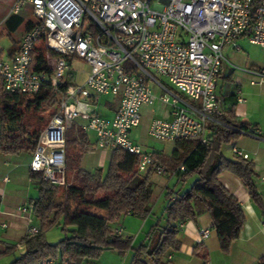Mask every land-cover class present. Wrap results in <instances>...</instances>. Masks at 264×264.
<instances>
[{
  "label": "built area",
  "instance_id": "2783aa9c",
  "mask_svg": "<svg viewBox=\"0 0 264 264\" xmlns=\"http://www.w3.org/2000/svg\"><path fill=\"white\" fill-rule=\"evenodd\" d=\"M26 8L36 23L13 56L0 59V81L8 93L33 96L47 84L60 95L57 111L41 132L28 165L29 171L59 187L67 186L64 136L75 120L84 121L82 131L95 134L98 148L136 155L137 171L144 173L154 163L152 153L129 136L140 124L141 108L159 100L172 109L171 120L151 122V138L174 143L199 137L204 143L207 122L221 114L216 83L225 61L223 48L239 51L241 38L264 48V0H15L8 16ZM39 42L45 46L48 72L31 68ZM67 59L84 61L90 71L82 84H67L61 90L59 85L70 70ZM254 74L250 84H264V67ZM150 85L159 89V96ZM101 96L119 97L110 119L96 114ZM234 153L247 159L237 150ZM155 172L165 173L160 166ZM2 181L7 182V177ZM17 215L26 220V235L38 233L32 224V205L19 207ZM207 235V230L201 231L202 238ZM35 264L57 261L46 258Z\"/></svg>",
  "mask_w": 264,
  "mask_h": 264
},
{
  "label": "trees",
  "instance_id": "16d2710c",
  "mask_svg": "<svg viewBox=\"0 0 264 264\" xmlns=\"http://www.w3.org/2000/svg\"><path fill=\"white\" fill-rule=\"evenodd\" d=\"M21 23L19 15H10L3 23L4 31L10 35ZM32 27V22L25 25L27 31ZM38 44L32 52V71L48 72L44 52L35 53ZM66 85L63 82L59 88L63 90ZM0 92V154L30 155L57 109L48 115L42 129L29 132L23 124L24 113L20 107L25 104V110L36 112H40L44 105L53 107L57 92L45 84L33 96L8 93L3 90L1 81ZM235 97L234 92L217 94L221 114L214 115L215 121L207 122L205 130L208 134L204 143L199 137H191L175 141L169 157L152 153L154 163L146 174L137 171L136 155L119 149H112L105 171L96 169L88 173L80 170L78 154L71 149L85 137V133L72 126L64 136V175L67 178L73 174L75 183L66 186L65 201L56 203L59 186L29 171L30 179L38 182L37 197L31 204L38 233L25 235L20 240L23 251L7 264H35L41 259L57 258V254L59 263L65 260L69 264H81L97 259L104 250H114L121 257L130 253L127 264H166V256L180 249L178 224L195 220L203 212L211 218L220 250L227 252L232 242L238 239L245 218L238 200L220 182L219 174L228 171L236 176L248 191L252 203L264 214V199L257 191L253 163L236 154L228 158L221 150L223 145L236 141L240 134L248 133L245 123L234 113ZM158 166L181 183L192 176L196 178L188 190L165 194L166 205L161 217L151 226L146 242L132 248V238L115 234L110 230V224L125 215L139 219L149 215L152 195L149 175L155 173ZM180 166L183 171L179 170ZM53 227H60L63 233V238L55 245L49 244L45 238V233ZM15 249L17 245L7 244L0 252V259ZM258 264H264V258Z\"/></svg>",
  "mask_w": 264,
  "mask_h": 264
},
{
  "label": "crops",
  "instance_id": "0c3cea01",
  "mask_svg": "<svg viewBox=\"0 0 264 264\" xmlns=\"http://www.w3.org/2000/svg\"><path fill=\"white\" fill-rule=\"evenodd\" d=\"M14 1L6 0L8 4L4 16L0 20L1 25L8 17V11ZM26 10L31 14L29 8H26ZM19 16L21 17L20 14ZM22 24L23 22L20 26ZM18 28L10 35L14 36ZM26 32L27 30L23 28L16 38L15 36L11 38L6 56H0V59L7 60L13 56ZM237 44L240 47L239 51H234L230 47H224L222 50L225 61L220 69L216 92L217 94L235 93L234 113L245 123L248 133L240 134L236 141L223 145L221 150L224 156L228 158L235 154L234 150L247 156V159L254 165L257 191L264 199V84H250L251 81L256 79L254 73L264 67V48L249 44L245 38L239 39ZM255 48L259 49L255 50ZM69 63L70 70L66 73V76L70 75L73 78L74 76L71 75L72 61ZM65 83L69 84L67 81ZM150 87L156 96L160 95V91L155 85H150ZM239 99H242V102H239ZM186 101L190 107H197V103ZM118 103L119 97L101 96L96 107V114L102 118L110 119L113 117ZM171 112V107L159 100H155L150 106H143L140 110V124L130 131V139L141 146L144 151L169 157L174 148L173 143L151 139L148 135V129L155 119L171 120ZM192 116L195 117L193 114ZM83 123V120L77 119L73 124V128L81 129ZM84 133L85 137L71 149L73 153L78 154L79 169L88 173H92L96 169L105 171L111 158L112 149L98 148L95 134L93 132ZM207 134L208 132L205 130L204 137ZM26 155L28 161L21 164V161L14 157L17 155L0 154V252L4 250L7 244H10V241H16L15 245H17L19 253L23 251L20 240L26 235L27 223L23 216L17 215V209L24 205H31L37 197L28 203L30 192L26 194L24 190L18 189V187L24 185L25 181L29 184L33 181L29 177L28 167L31 154ZM23 165L25 170H23ZM147 172L148 170L142 174ZM153 175H156L157 178H152ZM149 176L151 186H155L151 195L149 215L144 219L125 215L117 220L114 227L110 226V230L114 233L119 230V235L122 237H124V233L131 235L132 248H137L142 242H146L149 230L154 225V220L157 219L154 216L155 210L162 207L160 213L162 215L166 205L165 194L169 191L171 193H182L188 190L193 183L192 178L195 177L192 176L181 183L176 180L173 174H158L155 172ZM4 177H7V182L2 181ZM162 178L163 181H160ZM219 180L238 200L244 214L245 222L238 239L232 242L227 252H222L210 216L205 212L200 213L195 220H186L178 224L179 234L177 240L180 243V249L172 251L166 256V264H258L260 259L264 258V214L252 203L248 191L236 176L228 171H223L219 174ZM173 182V187L177 189V192L170 187ZM179 185L181 187L177 188ZM156 213L159 212L156 211ZM31 218L32 224L38 227L33 214ZM162 224L163 221L161 220ZM2 225H6V227L4 228ZM202 230L208 231L206 238L201 237ZM114 252L120 258L121 264L124 263V259H126L124 264L128 263L129 258H127V255L130 256V253L121 257L116 251ZM57 264H59V261H57Z\"/></svg>",
  "mask_w": 264,
  "mask_h": 264
},
{
  "label": "rangeland",
  "instance_id": "374dc122",
  "mask_svg": "<svg viewBox=\"0 0 264 264\" xmlns=\"http://www.w3.org/2000/svg\"><path fill=\"white\" fill-rule=\"evenodd\" d=\"M7 4L8 3L6 2V0H0V20L4 16V12L6 10ZM20 15L22 17L23 24L18 28L16 34L14 35L15 38L23 30V28H25L27 21H31L33 24L36 23V20L33 18V16L30 14V12L27 11L26 9L21 11ZM2 31H4L3 25L0 26V33ZM14 36H12V35L8 36L7 33H5V32H4V34H2L0 36V51H1L0 56L1 57L6 56L7 47L11 43V38H13ZM257 49H259V48H255V50H257ZM39 52H44V54H45V46H44L43 42L39 43L37 48H36L35 53L37 54ZM71 61H72V63H71V75H73L74 77L71 78L70 75H68V76L65 75L63 82L67 81L69 84H75V83L82 84L86 80L87 75L90 71V68L87 65V63H85L82 60L72 59ZM160 80L162 83H164L165 85H167L169 87V85L167 84V82L165 80H163V79H160ZM0 96H1V92H0ZM29 98L31 99L33 97H29ZM54 98H55L56 103L53 105V107L51 106L48 108L47 105H44V107L42 108V110L40 112H36L33 109L25 110V104H24V106L20 107L21 111H23V113H24L23 124L29 132L38 131L39 129H42L45 126V124L49 118L48 115H50L51 112H53L54 110H56L58 108V103H59L61 97L59 94L56 93L54 95ZM151 139H153V138H151ZM14 157H16L15 159H19V161H21V164H24L28 161L26 154H20V155L14 156ZM23 170H25L24 165H23ZM152 178L156 179L157 177H156V175H153ZM194 179H195V177L192 178V182L194 181ZM160 181H163V178ZM66 183H67V185H70L71 183H73V184L75 183L73 180V174H70L67 176ZM159 183L161 184V182H159ZM173 184H174V182L172 183V185L170 187L174 189ZM37 186H38L37 181L33 180L30 184L25 181L24 185H22V187H18V189L24 190V192H26V194L28 192H30L29 196H28V198H29L28 203H29L30 200H33V198H35L37 196ZM154 187H153V185L151 186V191H153ZM180 187L181 186L179 185L177 188H180ZM66 189H67V187H59L58 188L57 193L55 195V200H54L56 203H63L65 201V190ZM174 190L176 191L177 189H174ZM71 206L74 207L75 204L71 202ZM156 211H158L159 213H156ZM161 211H162V207H160L159 210H158V208L155 210L154 216H156L157 219H155L154 221L158 220L161 217V215H160ZM116 224H117V221L114 223H111L110 226L114 227ZM118 226H120V225H118ZM123 235H124V237H131V235H128L126 233H124ZM45 238L49 244H53V245L57 244L63 238V233L61 231V228L60 227H53V228L49 229L45 233ZM15 242L16 241H10V244H16ZM18 255H19V250L15 249L9 255L1 258L0 264H7L10 261H12L14 258H16ZM127 258H129L128 255H127ZM52 259L54 261H55V259H57L56 261H59V255L57 254V258H52ZM125 260L126 259L123 260L124 263H125ZM81 264H121V260L117 256V254L114 252V250H104L101 252V254L99 255V257L97 259L90 260L88 263L82 262Z\"/></svg>",
  "mask_w": 264,
  "mask_h": 264
}]
</instances>
